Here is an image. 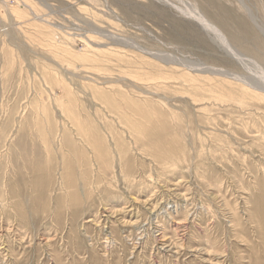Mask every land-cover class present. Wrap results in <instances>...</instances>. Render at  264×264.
<instances>
[{"label": "rangeland", "instance_id": "obj_1", "mask_svg": "<svg viewBox=\"0 0 264 264\" xmlns=\"http://www.w3.org/2000/svg\"><path fill=\"white\" fill-rule=\"evenodd\" d=\"M190 3L264 64L240 0H0V264H264L263 76Z\"/></svg>", "mask_w": 264, "mask_h": 264}, {"label": "bare ground", "instance_id": "obj_2", "mask_svg": "<svg viewBox=\"0 0 264 264\" xmlns=\"http://www.w3.org/2000/svg\"><path fill=\"white\" fill-rule=\"evenodd\" d=\"M240 3L244 6V8H246L247 12H249L250 17L254 20V22L256 23L257 28L260 30L261 33L264 34V27L260 24H258L256 22L255 16L252 13V10L250 7H247L246 4L244 3V0H240ZM193 5L190 6H186V8H181L183 12H185L187 15H190L191 17H193L195 20H197L200 24H202L203 26H205L206 30L210 33V35L212 36V39H214L215 41H217L219 44H221L222 49H224L228 54H230L232 57L237 58L238 62L242 65H250L257 68L258 72H260V74H262L261 76H263V78H261V80L258 79H254L252 77V79H247L244 76H241L243 79H241L240 82V87L243 89V97L242 98H246V97H254L257 99H261L264 100V64L259 60L256 59H248L245 54L243 53H239L238 51H236V49H234L233 45L231 44L230 40L228 38H226L223 33L220 31V29H218L214 24H212L209 20H207L199 11H197L194 7H192ZM244 20V19H243ZM242 20V21H243ZM241 21V20H240ZM240 22L242 23V26L245 30V32L248 34L251 33L252 35L254 34V31L252 32V29L246 26V23L244 22ZM204 30V29H203ZM258 30V31H259ZM245 33V34H246ZM208 35V34H207ZM260 47L263 48V45L261 44V42L259 43ZM104 49V48H103ZM257 49V48H256ZM258 50V49H257ZM259 54L261 55V50L258 51ZM259 55V56H260ZM231 57V58H232ZM160 58V57H158ZM162 59V57H161ZM164 60V59H163ZM176 66V65H175ZM211 69V68H210ZM163 70V69H161ZM157 71V70H150L151 73V77L149 79L151 80H155V81H161L163 79H166L167 76H165V74L161 71ZM198 70V69H197ZM201 69H199L198 71H200ZM211 71V70H208ZM160 72V73H159ZM201 72V71H200ZM199 72V73H200ZM212 72L214 74H218V75H224V76H229L231 75L230 72L226 71V70H218V69H213ZM233 75V74H232ZM170 77V76H169ZM188 78H192L191 76ZM197 78V77H196ZM250 78V77H249ZM176 79V78H175ZM195 79V78H194ZM236 80V79H235ZM238 80V79H237ZM243 80V81H242ZM240 81V80H239ZM251 83L252 84H248L247 83ZM163 82V81H161ZM253 85V86H252ZM199 87V86H198ZM201 88V87H199ZM261 91H259V90ZM152 94V93H151ZM242 103H244V101H241ZM3 205V203H2ZM153 213V212H152Z\"/></svg>", "mask_w": 264, "mask_h": 264}]
</instances>
